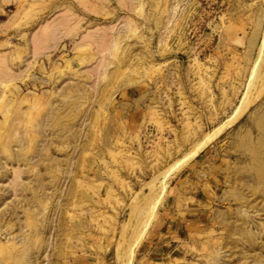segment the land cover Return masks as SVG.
<instances>
[{
    "label": "rangeland",
    "instance_id": "rangeland-1",
    "mask_svg": "<svg viewBox=\"0 0 264 264\" xmlns=\"http://www.w3.org/2000/svg\"><path fill=\"white\" fill-rule=\"evenodd\" d=\"M0 264H264V0H0Z\"/></svg>",
    "mask_w": 264,
    "mask_h": 264
},
{
    "label": "bare ground",
    "instance_id": "bare-ground-1",
    "mask_svg": "<svg viewBox=\"0 0 264 264\" xmlns=\"http://www.w3.org/2000/svg\"><path fill=\"white\" fill-rule=\"evenodd\" d=\"M246 104H247V99L243 98L239 103L238 107L236 108V110L231 114L230 118L228 119V121H226L225 124H223L220 128L215 129L210 134L206 135L202 141H200L198 144H196V146H194L193 150L189 154H187V156H185L182 160H180L176 164L175 166L176 171H179L186 164V162H188L190 158L195 156L205 145H207V143L215 139L226 128L231 126L239 117V115L244 111Z\"/></svg>",
    "mask_w": 264,
    "mask_h": 264
}]
</instances>
